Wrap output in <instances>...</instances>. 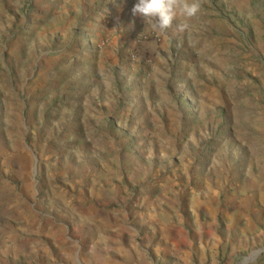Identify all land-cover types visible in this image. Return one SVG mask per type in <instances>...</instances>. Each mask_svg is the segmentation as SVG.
<instances>
[{
  "label": "rangeland",
  "instance_id": "rangeland-1",
  "mask_svg": "<svg viewBox=\"0 0 264 264\" xmlns=\"http://www.w3.org/2000/svg\"><path fill=\"white\" fill-rule=\"evenodd\" d=\"M234 1L153 56L138 0H0V264H264V0Z\"/></svg>",
  "mask_w": 264,
  "mask_h": 264
},
{
  "label": "clouds",
  "instance_id": "clouds-1",
  "mask_svg": "<svg viewBox=\"0 0 264 264\" xmlns=\"http://www.w3.org/2000/svg\"><path fill=\"white\" fill-rule=\"evenodd\" d=\"M199 12L198 0H138L132 8L133 15L141 17L146 28L161 33L171 29L174 22L178 33L186 32L190 28L187 21Z\"/></svg>",
  "mask_w": 264,
  "mask_h": 264
},
{
  "label": "crops",
  "instance_id": "crops-1",
  "mask_svg": "<svg viewBox=\"0 0 264 264\" xmlns=\"http://www.w3.org/2000/svg\"><path fill=\"white\" fill-rule=\"evenodd\" d=\"M239 1L247 2L248 0H235L234 2L236 4V6L238 4L239 5L241 4V3H239ZM140 19H142V18L140 17ZM193 19L190 20L192 22H188L187 21L190 24V28L186 32L182 33V36L185 37V35H190L192 32H196L197 31L198 26H197L196 22ZM143 24L145 25L144 22H143ZM175 29H176V23L174 22L173 27L171 29L167 30L166 32H162V33L158 32V35H162V38L164 39L162 41V43H161L162 46H160L158 43L156 44L155 37L152 38V42L149 45V50H147L148 52L147 51L145 52V55L151 54L153 56H156L157 54L158 55L161 54L160 49L164 45L165 46L167 45L168 41H166V40L168 38L169 39H171V38L175 39V38L179 37L180 33H178ZM193 38H195V37H193ZM188 39L191 40L192 38L189 36ZM144 188H146V187L143 186L142 190H145ZM154 196L149 198V197H147V194H145L144 191H142L141 197H140V201H139V204H140V209H139L140 216H142L143 220H148L151 223H154L156 221V219H164V218H166V214H162L161 213V208H159L158 205H157L158 204V200H156ZM139 226L141 228V225H139ZM151 226H153V230H160V236H164L165 231L167 229H169V225H151Z\"/></svg>",
  "mask_w": 264,
  "mask_h": 264
},
{
  "label": "water",
  "instance_id": "water-1",
  "mask_svg": "<svg viewBox=\"0 0 264 264\" xmlns=\"http://www.w3.org/2000/svg\"><path fill=\"white\" fill-rule=\"evenodd\" d=\"M262 251H264V248H260V249L255 250L254 252L251 253L250 256H248V257L245 259V261H247V260L253 258L254 255H257L258 253H260V252H262Z\"/></svg>",
  "mask_w": 264,
  "mask_h": 264
}]
</instances>
